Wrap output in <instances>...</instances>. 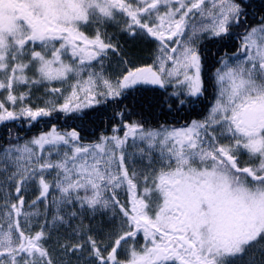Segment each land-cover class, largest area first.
Wrapping results in <instances>:
<instances>
[{"label": "snow or ice", "instance_id": "6c2138e0", "mask_svg": "<svg viewBox=\"0 0 264 264\" xmlns=\"http://www.w3.org/2000/svg\"><path fill=\"white\" fill-rule=\"evenodd\" d=\"M243 3L0 0V122L78 113L140 84L171 87L179 110L206 91L202 41L241 29L237 51L216 61L201 119L147 129L121 119L90 143L55 125L23 143L9 130L0 148V264H264V17L248 26ZM121 23L159 47L152 65L113 78L105 60L118 45L106 28ZM42 87L52 99L35 105ZM30 192L38 195L28 202Z\"/></svg>", "mask_w": 264, "mask_h": 264}, {"label": "trees", "instance_id": "16d2710c", "mask_svg": "<svg viewBox=\"0 0 264 264\" xmlns=\"http://www.w3.org/2000/svg\"><path fill=\"white\" fill-rule=\"evenodd\" d=\"M246 14L248 26L261 23L264 17V0H244L242 5ZM241 29H233V35L224 39H205L201 43L202 78L206 91L199 98H192L189 104L177 110L174 101L169 99L172 88L162 89L156 85L140 84L128 89L117 99H108L104 103L94 105L78 113L56 112L50 117L40 118L29 125L23 119L17 122L5 121L0 123V148L7 146L8 134L20 137V141L31 139L41 132L49 131L53 125L60 132H70L75 129L82 143L96 141L102 134L112 135L115 125L124 122L139 121L147 128H156L159 125L180 127L193 119H201L214 99L211 73L217 67L216 61L227 52L235 53L239 47V40L235 33ZM171 104V107L169 105ZM123 113V117L117 113ZM123 136V130L118 133ZM15 142V141H13ZM142 186V185H141ZM102 217L97 220L99 224ZM86 223L88 222L85 220ZM115 238H113L114 240Z\"/></svg>", "mask_w": 264, "mask_h": 264}, {"label": "rangeland", "instance_id": "374dc122", "mask_svg": "<svg viewBox=\"0 0 264 264\" xmlns=\"http://www.w3.org/2000/svg\"><path fill=\"white\" fill-rule=\"evenodd\" d=\"M161 11H164V9H161ZM118 19H122L121 17H118ZM256 26V25H254ZM124 27V24L121 23L119 25L116 24H111L107 26L106 32L108 36L111 37V42L113 44L118 45V54L112 52L109 50L108 56L105 60L106 66H108V71L113 73V78H115V75L121 74L120 69H126V68H137V67H146L148 65H152L156 55H157V49L159 47V44L157 41L153 39H145L140 35H137L136 37L130 36L127 32H122L121 28ZM86 34L88 35H94V29H87L85 30ZM107 39V38H106ZM59 45L57 44V47ZM39 50V49H37ZM124 61H127L128 63L125 65ZM119 65V68L117 67ZM97 68L99 67L98 62L95 65ZM158 69V64L154 65V70ZM85 78H87V74L85 73ZM70 81L69 83H71ZM59 83H53L52 85H47V87H61ZM27 91V89L24 86H21L19 89H17L16 94L18 95L20 92ZM71 89L68 88V92H70ZM44 88H40L38 91H33L32 94V102H35V105L43 106L44 100L47 99H52V97H45L43 96ZM7 93L4 92L0 94V98L2 96H6ZM67 95V92L65 93ZM37 97H41L40 100H37ZM60 102H63L62 99ZM19 107V106H18ZM206 114V113H205ZM203 117V116H202ZM201 117V118H202ZM1 123V122H0ZM28 140V139H25ZM23 141H19L20 143H23ZM132 141L131 138L129 139V146L131 145ZM131 151V147L128 149ZM57 157L53 156L52 159L55 160ZM137 167H140L138 164ZM52 175H55L53 172ZM143 189V185L141 186V190ZM126 191V190H125ZM38 195L37 192H30L27 194V200L30 202L32 199L35 198V196ZM58 195L57 192L53 191L48 199L51 200L53 196ZM126 198L124 192L121 193V199L124 200ZM40 210H43V204L38 205ZM78 209V206H77ZM26 210L28 211H33L34 209H28L26 206ZM72 209L70 208L69 211ZM51 217L49 216V219ZM101 217L97 215L96 220L93 221L94 224H96L97 220H99ZM43 217L39 218V220L35 221L37 227L33 229V232L39 230L38 225L39 222H41ZM73 223H78L77 221H73ZM86 223V221H85ZM129 244L132 243V241L128 242ZM144 244V239H143V233H139L137 237V247H140ZM110 251V248H109ZM106 255V253H105ZM119 259L123 260L125 259V255L123 253V250H121V254L118 256ZM73 264H76L75 259L73 258ZM236 264H240L239 261L236 262Z\"/></svg>", "mask_w": 264, "mask_h": 264}]
</instances>
